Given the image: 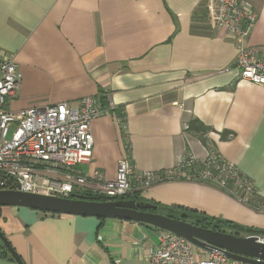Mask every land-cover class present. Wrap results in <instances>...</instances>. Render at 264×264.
<instances>
[{"label":"crops","instance_id":"obj_1","mask_svg":"<svg viewBox=\"0 0 264 264\" xmlns=\"http://www.w3.org/2000/svg\"><path fill=\"white\" fill-rule=\"evenodd\" d=\"M242 1L257 16L246 45L262 56L264 0ZM218 11L215 0H0V52L18 75L8 110L92 97L107 114L90 124L92 156L80 174L113 180L127 153L137 171L163 178L183 154L201 162L212 148L264 207V87L236 82L237 43ZM193 122L206 130H189ZM140 198L264 231V212L204 183L155 181ZM3 217L0 232L23 264H147L161 231L30 209ZM0 264H17L1 241Z\"/></svg>","mask_w":264,"mask_h":264},{"label":"built area","instance_id":"obj_2","mask_svg":"<svg viewBox=\"0 0 264 264\" xmlns=\"http://www.w3.org/2000/svg\"><path fill=\"white\" fill-rule=\"evenodd\" d=\"M215 1L219 8V26L237 43V55L231 65L238 73L236 82L264 87V53L258 56L246 45L256 14L242 0ZM17 80L12 58L0 52V191L59 198L91 193L110 200H129L128 197L135 194L141 196L155 181L181 179L213 186L241 204L264 212V207L253 201L252 183L212 148L207 149L201 162L191 154H183L163 178L154 172L137 171L130 164L127 153L118 162L113 180H105L97 171L90 175L80 174L77 167L88 164L92 156L90 124L107 111L99 108L96 99L84 97L74 106L58 103L44 109L11 112L8 100ZM10 124H15V130L6 139ZM147 264L238 262L228 259L219 249L199 250L183 238L161 230Z\"/></svg>","mask_w":264,"mask_h":264},{"label":"water","instance_id":"obj_3","mask_svg":"<svg viewBox=\"0 0 264 264\" xmlns=\"http://www.w3.org/2000/svg\"><path fill=\"white\" fill-rule=\"evenodd\" d=\"M0 207H19L52 215H71L97 219H119L143 223L183 238L199 250L219 249L230 260L242 264H264V237L239 236L202 228L157 213V207L135 200L91 201L83 195L50 197L21 191H0ZM240 229H243L241 227ZM0 241L17 264H23L5 236Z\"/></svg>","mask_w":264,"mask_h":264},{"label":"trees","instance_id":"obj_4","mask_svg":"<svg viewBox=\"0 0 264 264\" xmlns=\"http://www.w3.org/2000/svg\"><path fill=\"white\" fill-rule=\"evenodd\" d=\"M193 124H197L201 128V132H204L206 129L199 125V123L193 122L192 124H189L188 128L189 130L192 128ZM223 138V137H221ZM225 138V137H224ZM86 200H91V201H97V202H103V201H112L104 196L98 195V194H91V193H84L82 194ZM129 200H135V201H142L145 202L142 198H140L139 195L135 194L131 197H128ZM175 212H178L180 214V217H174L176 219L183 220L185 222L191 223L193 225L206 228V229H211L214 231H220V232H226V231H240L248 235H257V236H263L264 237V231H259V230H253L249 228L243 227V229H240L241 226L234 225L228 221H224L221 219H216L213 217L206 216L202 213L193 211V210H188V209H174ZM172 211V210H171ZM171 216V215H170Z\"/></svg>","mask_w":264,"mask_h":264},{"label":"rangeland","instance_id":"obj_5","mask_svg":"<svg viewBox=\"0 0 264 264\" xmlns=\"http://www.w3.org/2000/svg\"><path fill=\"white\" fill-rule=\"evenodd\" d=\"M15 130V124H10L8 126V129H7V134H6V139H9L12 135V133L14 132ZM180 181H183L181 179H179ZM27 209V208H19V207H0V219H4V215H5V211H9V209ZM31 210V209H30ZM36 211V210H35ZM38 213H43L41 211H36ZM157 213L161 214V215H167V216H176V217H180V214L178 212L174 213L173 211H169V210H166L164 208H158L157 209ZM169 214V215H168Z\"/></svg>","mask_w":264,"mask_h":264}]
</instances>
